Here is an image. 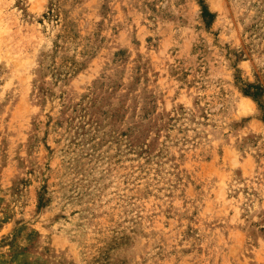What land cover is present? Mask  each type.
<instances>
[{"label":"rangeland","instance_id":"374dc122","mask_svg":"<svg viewBox=\"0 0 264 264\" xmlns=\"http://www.w3.org/2000/svg\"><path fill=\"white\" fill-rule=\"evenodd\" d=\"M0 264H264V0H0Z\"/></svg>","mask_w":264,"mask_h":264},{"label":"trees","instance_id":"16d2710c","mask_svg":"<svg viewBox=\"0 0 264 264\" xmlns=\"http://www.w3.org/2000/svg\"><path fill=\"white\" fill-rule=\"evenodd\" d=\"M203 16L206 18V16H209V13L206 10H204Z\"/></svg>","mask_w":264,"mask_h":264}]
</instances>
